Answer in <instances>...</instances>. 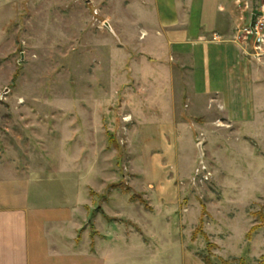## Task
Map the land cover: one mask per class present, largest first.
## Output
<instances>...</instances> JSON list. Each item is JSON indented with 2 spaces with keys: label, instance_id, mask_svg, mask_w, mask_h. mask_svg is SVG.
<instances>
[{
  "label": "rangeland",
  "instance_id": "374dc122",
  "mask_svg": "<svg viewBox=\"0 0 264 264\" xmlns=\"http://www.w3.org/2000/svg\"><path fill=\"white\" fill-rule=\"evenodd\" d=\"M120 1L0 0V164L64 168L68 197L79 181L85 246L89 218L109 211L115 241L146 243L158 262L165 241L142 228L166 222L204 264H263L264 119L204 125L178 163L133 154Z\"/></svg>",
  "mask_w": 264,
  "mask_h": 264
},
{
  "label": "crops",
  "instance_id": "0c3cea01",
  "mask_svg": "<svg viewBox=\"0 0 264 264\" xmlns=\"http://www.w3.org/2000/svg\"><path fill=\"white\" fill-rule=\"evenodd\" d=\"M120 4L123 57L133 78L123 106L135 125L129 138L133 154L178 163L188 150L195 151V132L204 125L219 119L233 124L264 119V43L258 50L253 39L252 49L250 40L240 38L264 12V0ZM41 167L33 171L27 164H0V264H204L166 238L170 231L174 234L166 222L163 232L141 227L165 241L167 254L160 262L152 250L145 256L146 243L122 236L115 241L109 211L89 218L95 228L90 244L79 243L85 236L80 182L69 198V182L60 175L65 169H49L47 163ZM162 167L161 160L160 173ZM152 181L150 177L149 186Z\"/></svg>",
  "mask_w": 264,
  "mask_h": 264
},
{
  "label": "built area",
  "instance_id": "2783aa9c",
  "mask_svg": "<svg viewBox=\"0 0 264 264\" xmlns=\"http://www.w3.org/2000/svg\"><path fill=\"white\" fill-rule=\"evenodd\" d=\"M248 30L255 37L256 48H261L264 43V15H260L258 23L254 22L253 26Z\"/></svg>",
  "mask_w": 264,
  "mask_h": 264
},
{
  "label": "trees",
  "instance_id": "16d2710c",
  "mask_svg": "<svg viewBox=\"0 0 264 264\" xmlns=\"http://www.w3.org/2000/svg\"><path fill=\"white\" fill-rule=\"evenodd\" d=\"M203 260L205 261L206 264H212L209 258L204 257ZM239 261H240L239 262L240 264H245V262L243 260L240 259Z\"/></svg>",
  "mask_w": 264,
  "mask_h": 264
},
{
  "label": "water",
  "instance_id": "95a60500",
  "mask_svg": "<svg viewBox=\"0 0 264 264\" xmlns=\"http://www.w3.org/2000/svg\"><path fill=\"white\" fill-rule=\"evenodd\" d=\"M107 25H108V23H107Z\"/></svg>",
  "mask_w": 264,
  "mask_h": 264
}]
</instances>
